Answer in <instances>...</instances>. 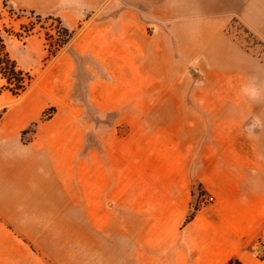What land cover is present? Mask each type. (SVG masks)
I'll return each mask as SVG.
<instances>
[{
  "label": "crops",
  "instance_id": "obj_1",
  "mask_svg": "<svg viewBox=\"0 0 264 264\" xmlns=\"http://www.w3.org/2000/svg\"><path fill=\"white\" fill-rule=\"evenodd\" d=\"M28 1L86 20L0 112V264H264V61L230 32L264 45V0Z\"/></svg>",
  "mask_w": 264,
  "mask_h": 264
},
{
  "label": "rangeland",
  "instance_id": "obj_2",
  "mask_svg": "<svg viewBox=\"0 0 264 264\" xmlns=\"http://www.w3.org/2000/svg\"><path fill=\"white\" fill-rule=\"evenodd\" d=\"M118 1L114 0L115 3ZM24 2L30 1L0 0V34L4 39L6 52L8 53L9 47L8 55L16 66L15 74L9 69L1 70L0 112L19 101L36 84L41 71L68 49L72 36L82 30V24L86 20L80 16H47L25 12L20 7ZM230 32L242 46L264 61V45L253 37L244 25L236 21L232 24ZM63 40H68V43L62 47ZM82 73L84 79L78 80L75 96L87 108V119L95 121L99 119L98 115L87 99L90 73ZM79 76L80 70L77 72V77ZM206 200L208 199L204 198V201Z\"/></svg>",
  "mask_w": 264,
  "mask_h": 264
},
{
  "label": "trees",
  "instance_id": "obj_3",
  "mask_svg": "<svg viewBox=\"0 0 264 264\" xmlns=\"http://www.w3.org/2000/svg\"><path fill=\"white\" fill-rule=\"evenodd\" d=\"M67 43H68V40L61 41L62 47L67 45ZM15 67L16 66H15L14 62H12L8 53L6 52L4 39H3L2 35L0 34V73H2L1 70L8 71V69H9V71H11L13 74H15V71H14ZM52 113H53V111H49L46 115V118H50ZM195 191H196V193L199 192V188H197V186L195 187ZM192 218H193V215H191L189 217V220H191ZM237 264H239V263L237 262Z\"/></svg>",
  "mask_w": 264,
  "mask_h": 264
},
{
  "label": "built area",
  "instance_id": "obj_4",
  "mask_svg": "<svg viewBox=\"0 0 264 264\" xmlns=\"http://www.w3.org/2000/svg\"><path fill=\"white\" fill-rule=\"evenodd\" d=\"M214 199L213 198H209L207 201H205L204 203L206 202H212Z\"/></svg>",
  "mask_w": 264,
  "mask_h": 264
}]
</instances>
